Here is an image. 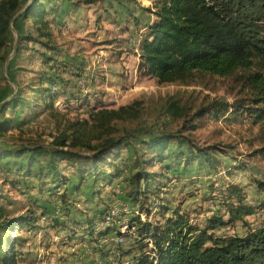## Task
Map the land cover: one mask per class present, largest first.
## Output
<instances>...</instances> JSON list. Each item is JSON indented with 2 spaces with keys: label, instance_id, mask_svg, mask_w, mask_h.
<instances>
[{
  "label": "rangeland",
  "instance_id": "374dc122",
  "mask_svg": "<svg viewBox=\"0 0 264 264\" xmlns=\"http://www.w3.org/2000/svg\"><path fill=\"white\" fill-rule=\"evenodd\" d=\"M30 1L24 0L26 3L14 18L20 17ZM70 1L78 8L71 14L65 0L56 1L62 15L53 24L57 46L55 61L45 62L41 54L44 50L31 41L15 53L17 31L12 30L11 43L3 53L4 61L0 62L3 75L0 104L13 95L17 82L29 87L42 79L43 87L49 86L52 92L61 87L65 92L55 99L51 108L42 109L44 112L37 108V114L16 113L14 127L0 137L1 145L10 147L35 142L48 146L53 137L67 129L70 123L82 124L84 121V136L95 142L101 132L99 117L93 115L98 109H117L136 101L137 115L132 119L111 122L113 135L123 137L128 145L107 156L101 163L96 180L88 177L79 184L76 164L71 161L59 163L61 175L68 179L65 184H53L50 178L43 177L41 180L27 178L25 184L15 185L14 176L5 180L0 173V206L10 214L19 215L33 208L38 216L41 210L47 209L38 222L40 229L20 232L25 242L18 246L22 253L19 264H108L114 249L121 252L122 261L131 262L138 256L140 245L145 243V251H152V245L146 241L139 242L136 237H126L121 245L115 246L108 239L117 235L118 228L128 227L129 219L137 215L153 224L162 222L163 215L157 212L163 210L160 205L169 208L165 216L177 208L188 214L190 224L203 229L213 215L223 220L228 218L223 199L230 185L241 190L243 202L251 206L253 212L242 221L208 232L216 236H243L262 225L264 190L259 187V182L264 183V157L259 149L264 140L259 126L246 113L236 115L230 110L217 115L207 113L193 120L192 123H196L194 130L182 129L184 140H190L212 153L215 167L196 164L184 167L179 160L176 170L168 172L158 197L141 195L132 202L125 196L128 191L126 178L131 170L129 159L135 156L131 147H136L138 155H147L140 149V139H147L152 133L164 129L176 132L183 126L182 119H171L162 113L168 96H176L186 106H191L188 113L191 115L211 99L228 103L243 99L249 105L251 92L240 87L232 77L202 75L184 85L161 83L146 74L140 66V35L144 32L142 27L153 15L151 9L155 0ZM43 2L49 7V0ZM26 25L29 26L30 22ZM45 53L52 55L49 51ZM49 79L52 82L48 84ZM24 95L33 94L25 92ZM6 114L12 115L9 111ZM23 117L27 121L22 124L20 120ZM169 147L176 149L174 143ZM171 163L175 164L174 161ZM152 169L160 170V165L155 164ZM76 185L79 186L77 191L73 189ZM53 187V190H48ZM66 187L69 193H66ZM61 195H67L66 205L61 202ZM147 205L157 206L148 216L140 210ZM103 213L110 214L112 218L99 221ZM50 218H56L66 226H71L72 220L95 221L92 230L84 225V232L73 234L71 238L64 224L57 229L50 227ZM107 227L110 229L108 233L98 235Z\"/></svg>",
  "mask_w": 264,
  "mask_h": 264
},
{
  "label": "trees",
  "instance_id": "16d2710c",
  "mask_svg": "<svg viewBox=\"0 0 264 264\" xmlns=\"http://www.w3.org/2000/svg\"><path fill=\"white\" fill-rule=\"evenodd\" d=\"M56 1L49 0L47 7L43 0H31L20 17L14 18L26 2L0 0V62L4 61L3 53L11 43L13 29L17 31L15 53L31 41L44 50L41 54L45 62L56 60L53 24L62 13ZM151 11L155 19L145 25L139 44L140 66L146 74L161 83L184 85L202 75L232 77L240 87L250 90L251 104L247 105L243 99H235L232 103L211 99L188 115L191 106H186L176 96H168L162 113L171 119H182L183 126L176 132L164 129L152 133L147 139H140V149L147 155H138L136 147H131L135 156L129 159L131 170L126 178L128 191L125 196L132 202L141 195L145 198L150 195L158 197L168 172L176 170L179 160L184 167L194 164L215 167L214 156L208 149L184 140L185 137L181 135L182 129L196 128V123H192L194 119L207 113L217 115L228 110L236 115L246 113L259 126L264 140V0H155ZM18 19L23 28L17 24ZM27 22H30L29 26ZM47 51L52 55H47ZM2 79L0 70V83ZM47 82L49 84L52 80ZM42 83L40 79L38 84L27 87L17 82L13 95L0 104V137L14 127L16 113L37 114V108L49 109L55 99L65 92L61 87L52 92L49 86L43 87ZM25 92L32 93V97L24 95ZM137 104L134 101L117 109H98L93 115L99 117L101 132L95 142L84 136V121L82 124L70 123L67 129L53 137L48 146L28 142L7 147L0 143V173L5 180L14 176L15 185L25 184L27 178L41 180L43 177L50 178L53 184H65L68 179L61 175L59 163L71 161L76 164L75 174L79 184L88 177L96 180L101 163L107 156L128 145L123 137L113 135L111 122L136 117L137 109L134 106ZM7 111L12 115H7ZM26 121V117H23L20 123ZM172 143L176 145L175 150L169 147ZM259 152L264 157V145ZM171 161L175 164L172 165ZM155 164L160 165V170L152 169ZM259 187L264 190V183L259 182ZM73 189L77 191L79 186ZM226 191L223 202L228 218L223 220L213 215L203 229L190 224L188 214L177 208L165 216L169 208L160 205L159 208L163 210L157 212L163 215L162 222L153 224L141 220L137 215L129 219V229L123 233L118 228L117 234L125 238L136 237L139 242L146 241L152 245V251L144 250L145 243L140 245L138 256L129 264H264V221L243 236H216L208 232L242 221L253 212V208L243 202L244 196L236 185L228 186ZM60 200L66 205L67 195H61ZM153 208L157 206L147 205L140 210H144L148 216ZM46 212L47 209H43L36 216V210L29 208L25 213L14 215L0 206V264L20 263L22 253L18 251V246L25 242L20 232L40 229L38 222ZM105 217L103 213L99 221L104 222ZM94 221L72 220V225L66 226L62 221L50 218L49 226L57 229V226L64 224L72 238L73 234L76 236L84 232V225L92 230ZM109 231L107 227L98 235Z\"/></svg>",
  "mask_w": 264,
  "mask_h": 264
},
{
  "label": "built area",
  "instance_id": "2783aa9c",
  "mask_svg": "<svg viewBox=\"0 0 264 264\" xmlns=\"http://www.w3.org/2000/svg\"><path fill=\"white\" fill-rule=\"evenodd\" d=\"M111 214H113V213H111ZM110 217H111V215L106 213L105 220L110 219ZM127 230H128V227L124 225V228L121 229V232L124 233ZM108 239L113 243V245L117 246V245H121L124 242L125 237L122 236V235L117 234L116 236L110 237ZM113 251H115V253H113L109 257L108 264H129L130 261H128V260L122 261L121 252H119V251H117L115 249Z\"/></svg>",
  "mask_w": 264,
  "mask_h": 264
},
{
  "label": "crops",
  "instance_id": "0c3cea01",
  "mask_svg": "<svg viewBox=\"0 0 264 264\" xmlns=\"http://www.w3.org/2000/svg\"><path fill=\"white\" fill-rule=\"evenodd\" d=\"M65 2H67V3H65V4H68V5H67V8L69 7V9H70L69 14H71L72 12L78 10V8H77L74 4H71L72 1L65 0ZM62 9H63V10H67V9L65 8V6H62ZM61 15H62V14H61ZM154 19H155V16H154V15H151V19H150L146 24H150L151 22H153ZM17 24H18L19 26L21 25V22H20L19 19L17 20ZM20 28H23V27L20 26ZM20 28H19V29H20ZM143 29L145 30V26L142 27V31H143Z\"/></svg>",
  "mask_w": 264,
  "mask_h": 264
}]
</instances>
